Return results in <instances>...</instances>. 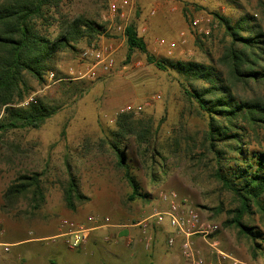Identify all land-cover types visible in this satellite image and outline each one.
Instances as JSON below:
<instances>
[{
    "label": "rangeland",
    "instance_id": "1",
    "mask_svg": "<svg viewBox=\"0 0 264 264\" xmlns=\"http://www.w3.org/2000/svg\"><path fill=\"white\" fill-rule=\"evenodd\" d=\"M107 2L66 0V13L94 21L102 26L103 33L90 43L80 41L74 51L58 56L55 83L46 79L42 85L30 82V96L56 107L57 112L37 129L10 130L0 137V231L7 225L16 232L32 229L37 234L53 231L57 234L41 242L14 246L8 254L0 252V264L8 259L22 263L20 258L17 259L19 250H25L29 258L43 263L48 255H54L59 264L69 263L70 258L74 264H191L182 257L179 241L168 246L171 230L166 222L147 228L146 236L151 238V244L149 248L144 245L141 223L153 207H159L157 196L161 191H174L191 202L203 219L220 224L219 233L209 240L217 242L216 249L198 237L194 239V246L205 262L264 264L262 211L252 205L251 214L243 219L244 224L262 235V240L252 242L236 228L225 226L229 218L227 212L238 205L237 198L215 174L220 160L213 154L201 158L204 150L200 144L207 130V116L186 94L188 82L171 69L159 70L139 51L132 52L127 59L125 39L114 26L133 24L148 54L157 60L207 64L217 58L224 34L213 14L229 19L232 25L245 14L256 15L255 20L264 31V0H131V7L124 12L123 19L110 17ZM152 11L153 15L150 14ZM194 18L201 20L198 29L191 28L190 22ZM108 21L114 27H109ZM199 30L208 31V34ZM180 33H184L183 43ZM161 39L175 43L171 55L167 54L166 46L158 44ZM102 43L116 49L113 70L94 80H68V72L75 71L80 64V53L89 46ZM127 106H141V111L134 112V116L150 123L155 131L146 153L140 151L134 141L129 144L127 153L134 161L133 173L141 191L148 195L144 200H128L129 187L122 171L116 168L115 157L109 148L108 139L115 129V118ZM258 134L245 140L248 142L242 145L243 154L264 150V134ZM174 141L178 143L176 149ZM232 157V153L225 156L230 163ZM67 166L76 176L79 190L85 197L73 211L63 201L62 186L67 178ZM21 173L40 175L44 203L32 211L29 201L22 200L16 209L5 211L3 193ZM261 202L264 204V198ZM89 216L96 217L98 225L104 223L103 228L96 230L101 233L99 243L87 241L76 249H69L62 236L61 221L76 217L79 218L77 221H82ZM114 224H137L130 228L133 234L128 237L130 243L125 242L122 246L115 243L116 237H111L108 231L109 225ZM112 246L120 248L119 257L113 256L114 251L109 253Z\"/></svg>",
    "mask_w": 264,
    "mask_h": 264
},
{
    "label": "trees",
    "instance_id": "2",
    "mask_svg": "<svg viewBox=\"0 0 264 264\" xmlns=\"http://www.w3.org/2000/svg\"><path fill=\"white\" fill-rule=\"evenodd\" d=\"M65 2L0 0V137L10 130L37 129L57 112L56 107L38 98L21 106L30 97V82L42 85L49 72L58 73L57 58L61 53L74 51L80 41L90 43L103 33L102 26L94 21L66 13ZM213 18L223 27L224 34L217 58L207 64L155 59L148 54L133 24L124 30L127 59L139 51L159 70L171 69L188 82L186 94L207 116L201 158L213 154L220 160L215 174L237 198L238 205L227 212L225 226L236 228L256 242L262 240V235L244 224L243 219L251 214L252 205L264 214V150L245 155L242 145L247 144L245 140L250 135L264 134V31L256 22V15L245 14L233 25L221 15L213 14ZM114 127L109 148L129 187L128 200L147 199L133 173L134 161L127 153L132 141L146 153L155 131L150 123L137 119L133 111L119 113ZM173 146L178 147L177 141ZM227 153H232V163L226 160ZM62 193L65 206L72 211L85 201L68 166ZM44 199L40 175L21 173L3 193V210L16 209L24 200L36 211Z\"/></svg>",
    "mask_w": 264,
    "mask_h": 264
},
{
    "label": "built area",
    "instance_id": "3",
    "mask_svg": "<svg viewBox=\"0 0 264 264\" xmlns=\"http://www.w3.org/2000/svg\"><path fill=\"white\" fill-rule=\"evenodd\" d=\"M204 2L205 0H199ZM131 7V0H108L107 10L110 17L125 18L124 12ZM154 14V11L150 13ZM109 27H114L118 33L125 39V27L113 26L111 21H108ZM201 20L194 18L191 20V28L198 29ZM203 34H208V31H200ZM180 38H184V33H180ZM184 42V39L181 43ZM160 46H166L167 54L171 55L172 50L176 47L174 42L166 43L163 39L158 41ZM116 49L111 44L102 43L99 45H92L85 48L79 55V66L74 71L71 69L68 72V80H94L101 74L110 73L115 65L114 54ZM48 82L55 83L53 72H49L46 76ZM33 101V97H29L21 106L27 105ZM133 111L135 113L141 111V106L125 107L121 112ZM157 203L159 207H153L149 215V219L155 225L167 223L171 233L167 239L168 246H173L177 237L181 239L180 248L182 256L191 262V264H213L212 262H205L200 252L194 246V239L198 237L204 241L210 248L216 249L217 242H209L210 238L219 233L221 227L219 223L211 222L201 217L200 211L186 198H180L174 191H161L157 196ZM161 208V209H159ZM89 222L96 223V217H90ZM108 222V219H104ZM144 237V245L146 248L150 247L151 238L146 236L148 219L141 223ZM60 228L64 230L62 236L66 238L65 243L69 249H76L87 242L89 236V229L83 224L76 223L69 220H62ZM0 250L4 253L9 252V246L0 244ZM222 258L225 256L219 253ZM236 264V263H234Z\"/></svg>",
    "mask_w": 264,
    "mask_h": 264
},
{
    "label": "crops",
    "instance_id": "4",
    "mask_svg": "<svg viewBox=\"0 0 264 264\" xmlns=\"http://www.w3.org/2000/svg\"><path fill=\"white\" fill-rule=\"evenodd\" d=\"M89 218H90V216L86 217L82 221H77V220H79L78 217H76L75 220L74 219H69V218L68 219L69 220H73L76 223L83 224L84 226H86L89 229V236H88V239H87L88 243H90V244H93L95 242L99 243V239H100L101 233L97 232L96 230H98L101 227L103 228V224L104 223H102L101 225H98L97 223H90L89 220H88ZM147 219H148L149 227L151 225H155V223H153V221L151 219H149V216L145 220H147ZM136 226H137V224H133V225L114 224V225H109L108 231H109L111 237H113V238L116 237L115 243L117 242V243H119L122 246L125 242L126 243H128V242L130 243L131 240L128 237L133 235L132 234V229H130V228H134ZM56 236H57V234H56L55 231L47 232V233H44V234H41V233L37 234V231H35V230L25 229V230H20L19 232H16V231H11L7 225H4L2 231H0V244L8 245L9 246V252L8 253H10L14 246L15 247L16 246L19 247V246L24 245L22 243L35 242V241L41 242L44 239H51V238L56 237ZM55 239H58V238H54V240ZM54 240H51L52 244H55ZM177 241H179V244H180L181 239L179 237H177L176 240H175V243ZM194 244H195V241H194ZM113 245H116V244H113ZM63 246L65 247L64 242H63ZM111 248H113V249H110V248L108 249L109 253H110V251L111 252L114 251L116 253H114L113 256L119 257L118 250L120 248L119 249H115V246H112ZM180 250H181V248H180ZM24 251L25 250H19V252L17 254L18 255L17 259L20 258V261L23 264H59L57 262V258H55L54 255H48V258L45 260V263H43V262H40V261H36V260H34L32 258H29L28 254L26 252H24ZM0 252L2 254H8V253H4L2 251H0ZM25 253H26V256H25ZM23 257H25V258H23ZM67 258H68V255L66 256V259ZM78 259H81V258H78ZM65 260H64V263H65ZM22 263H20V264H22ZM3 264H19V263L15 262L13 260L11 261L10 259H8L7 261L3 262ZM67 264H74L73 259L71 260V258H70L69 259V263H67ZM86 264H88V263H86Z\"/></svg>",
    "mask_w": 264,
    "mask_h": 264
}]
</instances>
